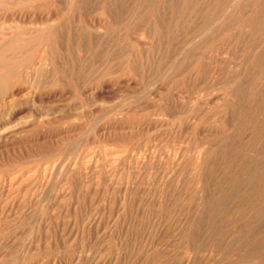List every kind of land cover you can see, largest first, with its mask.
I'll list each match as a JSON object with an SVG mask.
<instances>
[{
	"label": "rangeland",
	"instance_id": "1",
	"mask_svg": "<svg viewBox=\"0 0 264 264\" xmlns=\"http://www.w3.org/2000/svg\"><path fill=\"white\" fill-rule=\"evenodd\" d=\"M4 8L61 17L44 35L13 26L1 72L19 40L68 50L36 71L55 93L46 104L9 105L2 81L0 130L25 106L47 114L43 130L80 134L13 170L0 163V264L23 255L25 264H264V0H0ZM127 118L158 126L88 139L97 124Z\"/></svg>",
	"mask_w": 264,
	"mask_h": 264
},
{
	"label": "bare ground",
	"instance_id": "2",
	"mask_svg": "<svg viewBox=\"0 0 264 264\" xmlns=\"http://www.w3.org/2000/svg\"><path fill=\"white\" fill-rule=\"evenodd\" d=\"M21 1V0H20ZM36 1V0H35ZM81 1V0H80ZM19 2V1H18ZM77 0H70V4H75ZM109 2V1H108ZM17 3V2H16ZM23 3V2H22ZM14 4V3H13ZM32 4V3H31ZM39 5V2L37 3ZM11 5V4H10ZM36 5V4H33ZM31 5V7L33 6ZM24 6V5H23ZM27 7V5L25 6ZM29 7V6H28ZM8 8V7H7ZM3 9L5 11H0V43L8 38L13 37L14 32H16V29L13 28V26H18L23 29L27 33V35H44V29H48L45 26V23H48L49 21H52L54 23L59 22V18L57 16V12L55 11H47V13H44L43 10H27V9ZM20 8V7H19ZM30 9V7H29ZM2 10V9H1ZM53 10V9H52ZM60 13V12H59ZM73 13V12H72ZM74 14V13H73ZM63 15V14H62ZM73 16V15H72ZM90 18V17H89ZM88 23H96L98 22L95 18L89 19ZM104 21V20H103ZM64 24V23H63ZM91 24V25H92ZM102 24V23H101ZM102 27V26H101ZM92 28V27H91ZM104 28V27H103ZM79 30V29H78ZM164 31V30H163ZM24 32V33H25ZM152 32V31H151ZM25 33V34H26ZM66 33V32H65ZM125 33V32H124ZM157 34V33H156ZM26 36V35H25ZM113 36V35H112ZM24 37V36H23ZM28 37V36H27ZM23 39V38H22ZM61 45V46H59ZM56 44V43H46V40L44 41V37H40L38 41L35 43L25 42L23 41H16L15 45L12 47V49L9 51V59L10 64L8 68V72H1L0 71V84H2L3 80H7L9 84L11 85L10 90L8 91V98L9 102L8 104L12 103L11 105H15L16 101L23 98L24 100H28L29 102H38V103H45L44 99L55 95V93L52 92H44V87H40V82L37 80V74L36 71L38 68H40L42 65H44V58L49 59L51 63L55 61L54 54L61 51L68 50V46L65 43V47L62 44ZM70 45V44H69ZM79 45V44H78ZM76 45V47L78 46ZM63 46V47H62ZM71 46V45H70ZM69 46V47H70ZM86 46V45H85ZM80 47V45H79ZM65 50H64V49ZM89 48V47H88ZM122 48V47H121ZM79 49V48H77ZM76 49V50H77ZM81 49V48H80ZM80 49L78 51H80ZM130 49V48H129ZM76 51L79 55V52ZM125 51V50H124ZM81 52V51H80ZM83 52V51H82ZM48 53L49 55L48 57ZM151 54V53H150ZM5 55V54H4ZM59 55V54H58ZM135 55V54H134ZM6 58V55L4 56ZM66 58V57H65ZM90 59V58H89ZM58 60V59H57ZM73 60V59H72ZM93 60V59H92ZM100 61V60H99ZM7 63V62H6ZM47 63V62H46ZM50 63V64H51ZM70 63V62H69ZM104 63V62H103ZM2 64V62H1ZM0 64V65H1ZM48 64V63H47ZM59 64V63H58ZM52 65V64H51ZM53 67V66H52ZM51 67V68H52ZM90 67V65H89ZM99 68V67H98ZM43 72V71H42ZM134 73V72H133ZM114 74V73H113ZM39 76V75H38ZM49 77V76H48ZM70 77V76H69ZM91 77V76H90ZM45 79V78H44ZM78 79V78H77ZM87 79V78H86ZM21 81L24 83L22 84ZM79 81V80H78ZM106 84V83H105ZM91 85V84H90ZM83 87V86H82ZM49 89V88H48ZM73 89V88H72ZM102 89V88H101ZM100 89V90H101ZM6 91V89H5ZM91 93V91L89 92ZM100 94L101 91H98L97 94ZM1 94V93H0ZM4 93H2L1 96H3ZM95 96V95H94ZM4 96L2 97V99ZM95 98V97H94ZM5 99V98H4ZM3 99V100H4ZM92 99V98H91ZM1 100V99H0ZM6 100V99H5ZM2 101V100H1ZM0 101V102H1ZM8 101V100H7ZM23 101V100H22ZM21 101V102H22ZM47 101V100H46ZM3 102V101H2ZM19 102V101H18ZM24 102V101H23ZM30 102V103H31ZM5 103V104H7ZM27 103V102H26ZM25 103V104H26ZM56 103V102H55ZM4 104V103H3ZM9 104V105H10ZM17 104V103H16ZM46 104V103H45ZM9 105L7 107L9 108ZM19 105V104H18ZM23 105V104H22ZM28 105V104H27ZM29 106V105H28ZM40 106V105H39ZM38 106V107H39ZM3 108V106H1ZM32 107V106H31ZM37 108V107H36ZM6 109V107H5ZM13 111V119L11 120V123L9 126L5 127L3 130H0V163H3L4 161H7L8 163H11L10 169L17 167L20 165V163H24L25 161L36 159V158H44V153L51 152L54 150L60 149V146L67 141L70 140L73 136H76L79 133H77L79 130L77 129V126L73 127H66L62 125L60 128H56V131H48L47 129L43 130L45 117L47 114L43 112H38L35 115H31L30 109H26L25 106H19L18 108H14ZM39 109V108H37ZM41 109V107H40ZM44 109V108H42ZM10 110V108H9ZM13 110V109H12ZM45 110V109H44ZM37 111V110H36ZM47 112V111H45ZM58 112V111H57ZM8 113V112H7ZM6 113V114H7ZM139 114V113H138ZM10 115V114H8ZM7 115V116H8ZM54 116V115H53ZM57 116V115H56ZM121 117V116H120ZM49 118V117H48ZM52 118V117H51ZM50 118V120H51ZM55 117H53L54 119ZM110 118V117H109ZM125 118V117H123ZM5 119V118H4ZM9 119V118H8ZM52 119V120H53ZM46 120V119H45ZM49 120V119H48ZM47 120V121H48ZM49 120V121H50ZM129 119L127 118L126 121ZM7 121V120H6ZM79 121V120H78ZM119 122V121H109V122H103L97 124L94 129L92 135L88 136V139L90 140H127L129 138L133 137H142L147 136L151 131L154 130L158 123L154 120L152 122H138V120L134 123L130 121L131 123L127 122ZM135 121V120H134ZM4 122V121H3ZM47 123V122H46ZM53 123V122H52ZM51 124V123H50ZM76 124V123H75ZM47 125V124H46ZM88 127V126H87ZM161 127V126H160ZM31 128H35V134H23L25 130H29ZM46 128V127H45ZM82 128V127H81ZM189 128V127H188ZM192 129V128H191ZM78 130V131H77ZM83 130V129H81ZM157 130V129H156ZM186 130V129H185ZM184 130V131H185ZM188 130V129H187ZM190 130V129H189ZM200 131H204L207 133L218 131V129L209 127V126H200ZM192 131V130H191ZM179 133V132H178ZM181 133V131H180ZM188 133V131H187ZM202 133V132H201ZM167 134V133H166ZM175 133H173L174 135ZM183 134V133H182ZM189 134V133H188ZM185 135V133H184ZM166 137V136H165ZM185 137V136H183ZM173 138V137H172ZM87 139V140H88ZM91 142V141H90ZM94 142V141H93ZM58 149V150H59ZM10 152V155H3V153ZM55 152V151H54ZM53 152V153H54ZM2 154V155H1ZM55 154V153H54ZM5 164V163H4ZM1 165V164H0ZM37 165V164H36ZM33 165V166H36ZM53 165V164H52ZM51 165V166H52ZM32 167V166H31ZM30 167V168H31ZM20 168V167H19ZM33 168V167H32ZM44 168V167H43ZM9 169V170H10ZM8 170V171H9ZM13 170V169H12ZM22 169H19L21 171ZM30 170V169H28ZM27 170V171H28ZM29 172V171H28ZM8 173V172H7ZM11 173V172H10ZM32 173V170L31 172ZM6 174V173H5ZM13 173H11L12 175ZM16 174V172H15ZM19 174V173H18ZM10 175V177H11ZM14 175V174H13ZM7 176V175H6ZM4 177V176H3ZM26 177V176H24ZM19 178V177H18ZM23 178V177H21ZM36 178V177H35ZM11 179V178H10ZM13 179V178H12ZM37 179V178H36ZM29 180V179H28ZM20 181V180H19ZM41 180H39L40 182ZM14 182V181H13ZM18 182V181H16ZM25 182V181H24ZM37 182V183H39ZM6 183V182H5ZM10 183V182H9ZM17 184V183H16ZM9 185V184H8ZM7 185V186H8ZM30 186V185H29ZM14 188V186H12ZM11 187V188H12ZM28 187V186H27ZM26 187V188H27ZM31 187V186H30ZM36 187V186H35ZM8 188V187H6ZM24 188L26 191L27 189ZM43 191V190H42ZM32 193V191H31ZM36 193V192H35ZM42 193V192H41ZM20 195V194H19ZM11 196V195H10ZM38 197V195H36ZM21 197V196H20ZM19 197V202H20ZM36 197V198H37ZM23 198V196H22ZM16 200V201H18ZM1 201V200H0ZM7 201V200H6ZM5 202V200L2 201V203ZM22 203V202H20ZM17 204V203H16ZM29 204V203H28ZM15 205V204H14ZM21 205V204H20ZM20 205L17 207H20ZM16 206V205H15ZM13 207V203L11 202L9 204L8 208ZM22 207V205H21ZM2 208V207H1ZM5 208V207H4ZM24 208L20 209L23 210ZM9 210V209H8ZM4 211V209H3ZM7 212V211H6ZM15 212V210H14ZM5 213V212H4ZM19 213V212H18ZM39 213V212H38ZM40 214V213H39ZM44 214V213H43ZM6 215V214H5ZM17 215V214H16ZM38 215V214H37ZM42 215V214H41ZM15 216V215H14ZM26 216V215H25ZM6 217V216H5ZM17 217V216H16ZM23 217V216H22ZM36 217V216H35ZM41 217V216H40ZM9 218V217H8ZM13 218V217H12ZM21 219V218H19ZM37 219V218H36ZM22 220V219H21ZM40 220V219H39ZM44 220V218H43ZM2 221V220H1ZM11 222V220H10ZM13 222V221H12ZM11 222V223H12ZM21 221H19L20 223ZM36 223V220H35ZM4 224V223H3ZM2 225V224H1ZM6 225V224H5ZM9 225V224H8ZM6 225V226H8ZM14 225V224H13ZM37 225V224H36ZM35 225V226H36ZM4 227V225H3ZM10 227V226H9ZM2 228V226H1ZM5 228V227H4ZM40 228V227H39ZM16 231V230H15ZM37 227L34 233L37 234ZM40 231V230H39ZM38 231V232H39ZM13 232V231H12ZM12 235L11 233H9ZM8 235V234H7ZM22 236V235H21ZM13 237V236H12ZM16 237V236H14ZM19 237V236H18ZM9 238V237H8ZM3 239V238H2ZM5 242V238L3 239ZM7 240V239H6ZM10 240V239H9ZM17 240V238H16ZM1 241V240H0ZM15 242V241H14ZM10 242H8L9 244ZM24 243V242H23ZM27 243V242H26ZM7 244V242H6ZM16 244V242L14 243ZM22 244V243H21ZM29 244V242H28ZM13 245V244H12ZM26 245V244H25ZM11 246V245H10ZM16 246V245H15ZM36 247V245H34ZM24 247V245H23ZM28 247V246H27ZM5 248V247H4ZM3 248V249H4ZM11 248H13L11 246ZM31 248V247H30ZM22 249V247H21ZM27 250V248H25ZM38 249V247H37ZM11 250V249H10ZM16 251V250H15ZM33 251V249H32ZM31 251V252H32ZM35 252V251H34ZM37 252V251H36ZM8 253V252H7ZM33 253V252H32ZM19 254V253H18ZM5 255V253H4ZM10 255V254H9ZM31 255V253L29 254ZM34 255V254H32ZM2 254H0V257ZM4 257V256H3ZM7 258V257H5ZM3 258V259H5ZM22 264H25V255L21 256ZM2 259V258H1ZM2 259V260H3ZM39 260V259H38ZM1 261V260H0ZM8 262V260H7ZM32 262V261H31ZM35 262V261H34ZM2 264V263H1ZM33 264V263H31Z\"/></svg>",
	"mask_w": 264,
	"mask_h": 264
}]
</instances>
